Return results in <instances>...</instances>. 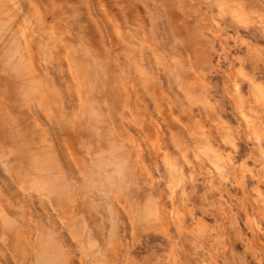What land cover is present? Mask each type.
I'll return each mask as SVG.
<instances>
[{
  "label": "rangeland",
  "instance_id": "374dc122",
  "mask_svg": "<svg viewBox=\"0 0 264 264\" xmlns=\"http://www.w3.org/2000/svg\"><path fill=\"white\" fill-rule=\"evenodd\" d=\"M51 1L56 7L62 4V0ZM80 1L70 0L72 10L83 7ZM87 3L89 10L91 6L96 13L105 12L111 39L124 40L129 28L136 31L135 36L129 34L126 40H132L134 47L130 51L122 46L115 73L103 78L100 69H105L104 46H94L91 25L78 12L63 15L62 30L53 32L54 44L62 47L70 41L76 45L72 23L83 26L84 22L81 28L84 45L79 46V52L87 48L93 75L90 79L69 80V87H79V91L69 90L72 95L80 93L86 103L97 101L95 110L103 116L99 126L107 131L111 130V116H116L130 102L126 92L136 96L137 111H145L147 122L152 120L165 132V136L155 133L149 141L155 160L153 164L149 162V169L153 166L155 199L152 200L158 204L153 209L164 208L171 216L169 223L150 218L149 227L136 225L138 237L133 247L121 243L118 235L105 237L99 243L101 264H264V0H87ZM112 7L117 8V17L110 15ZM38 10L42 13V6ZM43 43H50L46 36ZM48 47L53 53L58 50ZM129 52L135 61L126 64L124 59ZM61 56L65 57L64 53ZM45 81V75H41V82ZM88 82L96 88L90 93L85 90ZM109 93L115 96L117 107ZM0 113L13 125L20 126L12 129L13 141L6 151L9 148L13 153L0 164V177L11 176L19 186L24 185L21 192L14 194L1 186L0 195L11 204L13 213L3 210V201L0 213L3 210L8 219L20 225H36V250L43 249L50 220L42 216L52 207L59 211L53 203L55 195L24 190L28 176L23 177L19 167L31 170L36 180H55L60 177L55 169H51L52 177L41 171L51 167L55 159L46 144L56 146L58 142L61 147L56 148L66 154L76 146L82 172L77 175L79 184L85 178L83 171L90 158L86 151L89 147L97 148L95 137L91 138L88 132V136L79 137L64 126L62 129H67L72 138L67 139L66 133L59 130L55 138L36 145L35 150L27 139L31 126L25 125L24 111ZM127 132L131 139L122 137L125 143L141 145V140ZM25 148L31 154H25L23 162V158L16 161L20 156L17 154ZM102 149L107 152V143H103ZM35 164L37 171H32ZM141 166L146 168L145 160ZM163 168L165 177H161ZM176 177L180 182H176ZM133 179L130 174L125 184L128 191L135 192L138 189ZM63 180L58 179L59 185L66 183ZM80 192L71 195L84 196L78 195ZM87 199L89 202V198L84 201ZM121 205L127 206L126 202ZM77 221L83 248L95 250L92 235H88L95 227L86 217H77ZM85 224L88 226L82 231ZM145 235L150 238L146 240ZM86 260L83 263L89 264L95 258L87 256Z\"/></svg>",
  "mask_w": 264,
  "mask_h": 264
},
{
  "label": "crops",
  "instance_id": "0c3cea01",
  "mask_svg": "<svg viewBox=\"0 0 264 264\" xmlns=\"http://www.w3.org/2000/svg\"><path fill=\"white\" fill-rule=\"evenodd\" d=\"M69 2L70 0H62V4L56 7L51 0H0V18L3 20L10 18L13 23L11 28L6 27L9 22L5 23L4 28H0V111H24L26 114L25 125L31 126L30 135L27 138L31 148L34 145L35 149L36 145L51 141V137H55L59 130L66 133L67 139L71 137L69 131L70 133L77 132L79 137L88 136L86 133L88 132L91 138L95 137L97 146L96 149L89 147L86 151L90 158L85 171H83L86 172L85 178L79 184L77 175L82 172L77 163L79 152L76 146L72 147L70 154H66L58 149L61 147L58 142H56L58 148L53 144H46L48 147L50 146L49 150H52L50 155L53 156L54 153L55 159L53 165L49 167L50 169L43 168L41 171L50 174L46 177H52L51 169H55L54 172L60 175L59 178L65 180L64 185H59L60 181L57 182L59 179L57 176L55 180L53 178L47 181L36 180L35 174L31 170L29 172L24 168V171L22 165L19 167L21 175L28 176L29 183L24 190L55 195L53 203L59 211L52 207L43 213V219L50 220L46 226L48 229L47 244L45 248L36 250L38 227L34 224L20 225L8 219L3 210H6V213H13L11 204L5 202L0 195V201L5 203V208L0 213V264H14V262L15 264H27V262L28 264H84L87 261V256L95 258L89 264H101L99 243L105 237L110 238L118 235L121 243L133 247L134 241L138 237L136 225L142 224L143 227H149L150 218L160 219L164 224L170 222V213L165 212L164 208L153 209L158 204L152 200L155 197L153 166L149 169V162L153 164L154 161L149 141L152 140L155 133L165 136V132L152 120L147 122L148 115L145 111H137L136 96H130L129 92H126V95L130 98V102L121 108L120 114L111 116L109 120L111 130L107 131L99 126L103 122V116L95 110L97 101L93 99L92 103L89 101L86 103L81 99L80 93L77 96L71 95L69 88L73 90L74 87H69L67 84L70 82L69 80L77 81L83 77L90 79L93 76L88 65L89 54L85 51L87 48L79 52L81 51L79 46L84 45L83 37H81V28H84V22L91 25L94 46H104L102 62L105 69H100L103 78L110 77L111 75L108 73H115V66H117L116 63H118L122 51L121 47L124 46L130 51L132 46L134 47L132 40L129 39L128 42L126 40L129 34L132 37L135 36L136 31L132 32L133 29L129 28L124 40L111 39V36L108 35L109 24L104 11L96 13L94 7L92 9L91 6L89 10L86 8L87 0L80 1L83 7L76 6L77 9L72 10ZM41 6L44 13L38 10ZM76 12L84 21L82 22L83 26L72 23L76 33V45H72L70 41L64 42L62 47L60 44H54L53 32L55 29L62 30V16L66 17ZM109 13L113 17H117L119 14L116 7L110 8ZM45 36L50 42L49 44L43 43ZM61 40H63L62 37ZM48 46L58 50H55L54 54ZM45 51L48 53L46 52V54ZM63 53L65 57L61 56ZM111 54L112 62L110 61ZM133 60L134 56L129 52L124 62L129 64ZM145 60L147 59L145 58ZM92 67L95 68L93 65ZM41 75H45L47 81L41 82ZM92 85L95 84L88 82L85 88L88 93L96 89H93ZM75 89L79 91V87ZM87 92L84 91L85 95ZM109 95L117 107L115 96L112 93ZM75 97L78 99L76 103ZM71 103L77 107H75L77 114H75L76 111ZM78 106L80 107L78 108ZM91 109L96 111L99 117L92 123L88 118L90 116L88 111ZM59 125L61 129L58 128ZM14 126L20 128L17 123L13 125V122H9L7 117L0 113V164L5 162L8 154L13 153L11 149L8 148V151L6 149L13 141L12 129L14 130ZM64 126L68 127L69 131L62 129ZM80 129L82 130L79 132ZM127 131L132 132L136 137L134 139L141 140V145L125 143L122 137L129 141L131 139ZM119 140L120 142H118ZM103 143H107V152L102 149ZM55 151H58V154ZM20 152L17 154V156L20 155L19 158H14L18 162L23 158V162V160L25 161L23 156L30 152L27 148ZM144 160L146 168L141 166ZM35 166L36 164L32 165V171H37ZM162 172L164 176L161 177H165V168ZM130 174L134 176V184L138 191H128L127 189L125 182L127 177L130 178ZM16 177L17 179L20 177L18 171ZM176 182H180L179 177H176ZM6 183L9 185L6 186ZM23 187L24 185L19 186L14 182L11 176L0 177V188L7 192H12V194L21 192ZM76 191H81L78 195L84 196L80 197L75 193L71 195V192ZM146 192L148 194H145ZM86 198H89L90 203L88 199L87 202L84 201ZM66 202H69L68 205ZM121 202H126L127 206L121 205ZM61 208L63 210H60ZM59 212H61L60 215ZM77 217L81 219L86 217V220L95 227L94 231L88 232V235H92L91 239L97 247L95 250L88 251L83 248V235L78 231ZM2 218L3 220H1ZM87 226L88 224H85L82 231ZM148 238L150 235H145V239L148 240ZM9 259L14 261L11 262Z\"/></svg>",
  "mask_w": 264,
  "mask_h": 264
},
{
  "label": "bare ground",
  "instance_id": "6f19581e",
  "mask_svg": "<svg viewBox=\"0 0 264 264\" xmlns=\"http://www.w3.org/2000/svg\"><path fill=\"white\" fill-rule=\"evenodd\" d=\"M49 4V3H48ZM49 6H50V4H49ZM45 8H46V6H45ZM49 8V7H48ZM51 9V8H50ZM51 11V10H50ZM102 21V20H101ZM6 22H9V24H8V26H6V27H13V23H11V19L10 18H8V19H6V20H3V19H1L0 18V28L2 29V28H4L5 27V23ZM107 28V27H106ZM11 34V33H10ZM109 35V34H108ZM111 38V37H110ZM66 67H67V65H66ZM64 72V71H63ZM68 72V71H67ZM61 73V72H60ZM56 74V73H55ZM62 74H64V73H62ZM58 76V75H57ZM226 77V76H225ZM72 78V77H71ZM60 81V80H59ZM68 84V83H67ZM75 84V83H74ZM70 86V85H69ZM73 88V87H72ZM174 88V87H173ZM73 90H74V88H73ZM40 94V93H39ZM71 94V93H70ZM72 95V94H71ZM75 96H77V95H75ZM68 98V97H67ZM66 98V99H67ZM76 98V97H75ZM69 99V98H68ZM72 99V98H71ZM69 101V100H68ZM75 103H76V101H75ZM74 103V104H75ZM72 104V103H71ZM72 106H73V104H72ZM69 107V106H68ZM71 107V106H70ZM74 107V106H73ZM76 107V106H75ZM75 107L73 108L74 110H75ZM80 106H78V108H79ZM93 107V106H92ZM77 108V107H76ZM64 109V108H63ZM67 110V109H66ZM69 110V109H68ZM76 111V110H75ZM31 113V112H30ZM88 115H90L88 118H89V120L91 119V123H92V121H97L98 120V113L96 112V111H92V109H91V111H88ZM75 114H77V111L75 112ZM81 117V116H80ZM168 117V116H167ZM45 118V117H44ZM46 120V119H45ZM164 120V119H163ZM54 122V121H53ZM157 124V123H156ZM165 124V123H164ZM54 125V124H53ZM52 125V126H53ZM56 125V124H55ZM54 125V126H55ZM166 125V124H165ZM53 126V127H54ZM59 128V127H58ZM58 130V129H57ZM161 130V129H160ZM163 131V130H162ZM145 135V134H144ZM163 135V134H162ZM35 136V135H34ZM147 137V136H146ZM55 138V137H54ZM33 142V141H32ZM1 146V145H0ZM166 146V145H165ZM164 147V146H163ZM160 156V155H159ZM65 157V156H64ZM157 159V158H156ZM155 161V160H154ZM163 165V164H162ZM164 169V168H163ZM164 171V170H163ZM166 172V171H165ZM162 176V175H161ZM164 180V179H163ZM162 180V181H163ZM3 182V181H2ZM170 186V185H169ZM21 194V193H20ZM21 203V202H20ZM108 214V213H107ZM161 217H163V216H161ZM165 222V221H164ZM36 229V228H35ZM125 230V229H124ZM66 232V231H65ZM124 233V232H123ZM63 236V235H62ZM66 241V240H65ZM73 244V243H72ZM71 244V245H72ZM8 253V252H7ZM6 253V254H7ZM11 253V252H10ZM7 257H8V255H7ZM9 258H11L10 256H9ZM14 258V257H13ZM29 259V258H28ZM10 261H11V259H9ZM4 262H5V260H3ZM14 261V260H13ZM13 261H11V262H13ZM27 262V261H26ZM7 263H9V262H7ZM14 264H15V262H14ZM27 264H28V262H27ZM78 264V263H77Z\"/></svg>",
  "mask_w": 264,
  "mask_h": 264
}]
</instances>
